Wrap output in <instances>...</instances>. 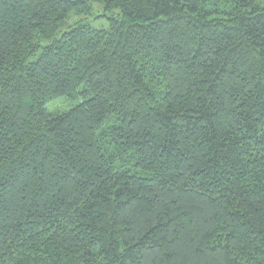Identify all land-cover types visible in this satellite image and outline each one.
<instances>
[{
	"label": "trees",
	"instance_id": "1",
	"mask_svg": "<svg viewBox=\"0 0 264 264\" xmlns=\"http://www.w3.org/2000/svg\"><path fill=\"white\" fill-rule=\"evenodd\" d=\"M0 264H264V0H0Z\"/></svg>",
	"mask_w": 264,
	"mask_h": 264
},
{
	"label": "rangeland",
	"instance_id": "2",
	"mask_svg": "<svg viewBox=\"0 0 264 264\" xmlns=\"http://www.w3.org/2000/svg\"><path fill=\"white\" fill-rule=\"evenodd\" d=\"M116 16V14H109L103 10V6L95 5V9L91 15L87 16H77L75 14L70 15L69 27H73L78 24L89 25L97 30L109 29L110 21L109 18ZM75 102H67L65 98L59 99L48 106V110L52 113H57L59 111L68 110L77 105Z\"/></svg>",
	"mask_w": 264,
	"mask_h": 264
}]
</instances>
